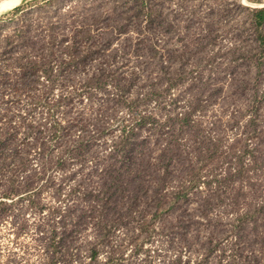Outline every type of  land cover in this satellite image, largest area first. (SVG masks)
<instances>
[{
  "label": "rangeland",
  "instance_id": "1",
  "mask_svg": "<svg viewBox=\"0 0 264 264\" xmlns=\"http://www.w3.org/2000/svg\"><path fill=\"white\" fill-rule=\"evenodd\" d=\"M261 9H2L0 264H264Z\"/></svg>",
  "mask_w": 264,
  "mask_h": 264
},
{
  "label": "trees",
  "instance_id": "2",
  "mask_svg": "<svg viewBox=\"0 0 264 264\" xmlns=\"http://www.w3.org/2000/svg\"><path fill=\"white\" fill-rule=\"evenodd\" d=\"M257 16L255 18V22L258 25H261L264 23V9L258 10L257 12Z\"/></svg>",
  "mask_w": 264,
  "mask_h": 264
},
{
  "label": "bare ground",
  "instance_id": "3",
  "mask_svg": "<svg viewBox=\"0 0 264 264\" xmlns=\"http://www.w3.org/2000/svg\"><path fill=\"white\" fill-rule=\"evenodd\" d=\"M19 1L20 0H6V1H4L2 4H0V11L7 6L14 5V4L18 3ZM10 8H12V7H10ZM10 8H8V9H10Z\"/></svg>",
  "mask_w": 264,
  "mask_h": 264
}]
</instances>
